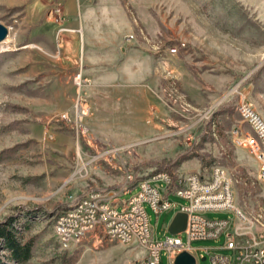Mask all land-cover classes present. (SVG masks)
Here are the masks:
<instances>
[{"label": "rangeland", "instance_id": "rangeland-1", "mask_svg": "<svg viewBox=\"0 0 264 264\" xmlns=\"http://www.w3.org/2000/svg\"><path fill=\"white\" fill-rule=\"evenodd\" d=\"M77 3L73 16L66 0H0V23L16 43L0 53V221L15 217L23 241H33L27 262L9 260L4 249L1 260L137 264L145 256L138 245L89 239L66 246L55 232L70 204L96 188L119 190L125 170L141 180L165 171L209 176L220 166L235 207L248 216L245 225L264 233V222L250 217H264V182L256 158L234 135L251 131L238 108L243 100L264 121V0ZM55 5L64 11L61 25L50 16ZM81 26L84 39L106 42L85 45L83 53ZM61 27L68 30L59 34ZM103 46L112 50H98ZM80 69L89 79L82 89L90 109L84 132L74 119ZM143 107L145 123H133L129 117ZM170 200L186 203L176 194ZM146 210L154 238L165 240L177 209L160 216ZM179 236L187 243L186 233ZM225 242L223 235L192 247L202 255ZM161 264H169L166 251ZM199 264H211L210 257Z\"/></svg>", "mask_w": 264, "mask_h": 264}, {"label": "built area", "instance_id": "built-area-1", "mask_svg": "<svg viewBox=\"0 0 264 264\" xmlns=\"http://www.w3.org/2000/svg\"><path fill=\"white\" fill-rule=\"evenodd\" d=\"M50 16L61 25L65 20L63 8L55 5ZM65 27L59 29V34L67 31ZM132 37L127 39L131 40ZM173 53L176 50H172ZM78 90L75 103V122L82 128L84 119L89 114L87 100L82 89L89 83V79L80 69L74 79ZM238 108L242 109L244 122L251 131H234L235 142L242 146L256 158L259 167V178L264 182V121L256 110L246 101H241ZM63 120H70L69 114L64 113ZM79 129V127H77ZM138 186H149V193H138ZM137 189L136 194L129 200H122V194ZM176 194L186 203L178 204L170 200ZM110 195H118V202L109 203ZM125 204H134V212H125ZM160 216L165 212L177 209V213L187 215L186 229L178 234L170 232L165 240H157L151 232L150 217L146 206ZM69 208H75V215L62 220V237L65 245H79L74 242L75 233H84V237H93V233H100L99 243L104 240L110 242V234H119V242L124 245H138L145 251V256L137 264H161V254L166 251L169 264H175L177 257L188 252L196 258V264L201 259L210 257L211 264H264V233H255V225H245L246 214L234 205V191L231 180L220 166L212 168L209 176L196 172H158L139 180L131 170L124 171V179L117 191H105L96 188L88 191L84 196L76 199ZM121 208V209H120ZM209 212H234L235 219H217L207 217ZM256 222H264L259 212L250 216ZM186 233L187 243L179 235ZM226 236L222 248H207V254H198V249L192 247V242L200 240H218ZM224 250L230 252L216 253L212 251Z\"/></svg>", "mask_w": 264, "mask_h": 264}, {"label": "trees", "instance_id": "trees-1", "mask_svg": "<svg viewBox=\"0 0 264 264\" xmlns=\"http://www.w3.org/2000/svg\"><path fill=\"white\" fill-rule=\"evenodd\" d=\"M16 221L15 217L0 221V250L7 251L9 260L25 263L32 257L33 241H23ZM0 264L6 263L0 258Z\"/></svg>", "mask_w": 264, "mask_h": 264}, {"label": "bare ground", "instance_id": "bare-ground-1", "mask_svg": "<svg viewBox=\"0 0 264 264\" xmlns=\"http://www.w3.org/2000/svg\"><path fill=\"white\" fill-rule=\"evenodd\" d=\"M15 49H16L15 38L12 37L11 35H8L4 41L0 42V53L5 51H13ZM138 193H149V186H138ZM116 202H118V195H110L109 203H116ZM125 212H134V204H125ZM69 215H75V208H69L67 211L62 213L56 221L55 232L59 237V239L62 237L61 219H69ZM89 239H93L94 241L100 240V233H93V237H84V233L74 234L75 243L80 244L82 241H87ZM60 241L65 245V240L60 239ZM110 242H119V234H110ZM96 243L99 242L96 241Z\"/></svg>", "mask_w": 264, "mask_h": 264}, {"label": "water", "instance_id": "water-1", "mask_svg": "<svg viewBox=\"0 0 264 264\" xmlns=\"http://www.w3.org/2000/svg\"><path fill=\"white\" fill-rule=\"evenodd\" d=\"M8 34V28L0 23V42L4 41ZM186 226L187 215L184 213H178L171 223L170 232L172 234L181 233L186 229ZM175 264H196V258L188 252H183L177 257Z\"/></svg>", "mask_w": 264, "mask_h": 264}, {"label": "crops", "instance_id": "crops-1", "mask_svg": "<svg viewBox=\"0 0 264 264\" xmlns=\"http://www.w3.org/2000/svg\"><path fill=\"white\" fill-rule=\"evenodd\" d=\"M78 1L83 3V5H85L86 0H66V12L69 15H73V16L75 15V9L78 5V3H77ZM81 29H82L81 43H82L83 53H84V48H85L84 46L85 45H86V47H87V45H90V44H96L97 46H101V44H104L106 42V41H102V43H101V42H99V38L95 39V38H91L89 36H87L86 39H84V28H83V26H81ZM98 50H100V51L102 50L101 52H104V51H109L112 49L109 47L103 46V47H99ZM137 68H142V67L137 66ZM137 70H141V69H137ZM146 118L147 117L145 115V108L144 107L142 108V111L139 112L137 115L129 117V119L132 120L133 123H137V124H144Z\"/></svg>", "mask_w": 264, "mask_h": 264}]
</instances>
